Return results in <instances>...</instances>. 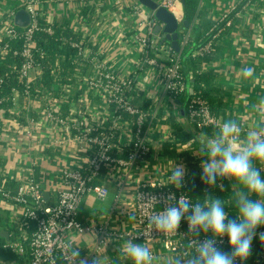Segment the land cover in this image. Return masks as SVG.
Wrapping results in <instances>:
<instances>
[{
    "label": "built area",
    "instance_id": "2783aa9c",
    "mask_svg": "<svg viewBox=\"0 0 264 264\" xmlns=\"http://www.w3.org/2000/svg\"><path fill=\"white\" fill-rule=\"evenodd\" d=\"M152 1L158 8L168 11L177 24L182 23V0ZM41 3L42 0H19L17 11L24 10L30 16L25 28L14 24L13 17L17 12L14 8L0 16V104L9 102V107L0 112V146L4 133L12 131L23 141L34 142L44 150L59 151L57 157L61 182L56 201L47 205L41 181H37L32 174L19 178L16 188L10 190L5 188L4 182L14 180V172L10 167L0 169V211L10 210L14 213L17 229L20 223L32 224L25 241L11 240L9 237L1 245L3 252L0 254V264H69L68 245L78 247L75 240L82 236L92 239L85 257L80 252V259L87 264H94L96 257L111 241L127 242L130 238L146 246H158L171 255H191L193 250L189 242L193 237L186 220L181 221L177 233L166 235L152 230L147 217L163 211L166 203H173L167 200L169 196H175L177 200L181 195L190 198L188 185L196 178L203 182L200 165L202 158H206L200 154L189 161L185 157L171 158L163 154L155 135L159 132L164 142L170 137V130L168 127L152 126L157 110L150 114L133 104L136 72L145 66L151 67L149 69L155 71L154 75H158L163 97L168 100L178 99L189 91L193 96L187 103L188 124L194 125L197 132L201 133L206 127L218 131L222 119L213 116L206 102L195 96L192 88L185 83L180 73V55L173 53L172 48L163 42L164 36L156 32V28L162 25L155 19L153 11L141 4L134 7L146 34L128 39L135 43L140 58L134 72L120 77L98 50L86 54V37L78 36L81 30L78 24L73 26L71 35L57 31L58 28H54L40 14ZM76 3L77 6L82 4ZM45 37L57 42L62 50H72L71 65L74 71L79 73L85 63L92 68V74L84 77L80 84L85 93L98 96L99 104H91L93 101L86 95L80 94L77 101L70 98L69 85L60 83L59 78L64 63L70 61L59 55L52 59L42 47ZM186 44L187 40L184 39L182 46ZM209 47L208 43L198 50V54L208 52ZM45 75L54 78L56 83L49 85ZM7 87L10 91L9 100L1 96ZM191 143L189 141L181 148L191 149ZM156 146L159 149H155ZM67 153L73 155L76 162L71 157L66 160ZM147 161L153 164L148 176H154L149 181L136 176V172ZM30 164L31 170L35 168L34 160ZM174 164H183L187 169L183 187L179 189L170 180ZM257 166L264 168V165ZM108 183L118 184L117 203L109 214L102 216V220L97 218L94 223L82 222L79 215L81 202L90 195L104 201L109 194L106 187ZM224 190V179L218 178L216 185L205 184L202 191L207 196H214L216 191ZM148 195H155L159 200L151 208L141 199V196ZM125 200L128 202L125 213L131 219L132 227L127 231H119L112 228L111 222L113 214L123 210L122 203L125 204ZM225 208L229 219L237 218L229 202L225 203ZM256 231L258 234L264 232V227ZM196 238L212 239L213 235L211 232H201ZM216 240L217 247L222 251H231L226 236ZM255 242L259 249L253 263L263 264L264 242L259 235L254 237L252 251ZM236 264H245V261L237 259Z\"/></svg>",
    "mask_w": 264,
    "mask_h": 264
},
{
    "label": "crops",
    "instance_id": "0c3cea01",
    "mask_svg": "<svg viewBox=\"0 0 264 264\" xmlns=\"http://www.w3.org/2000/svg\"><path fill=\"white\" fill-rule=\"evenodd\" d=\"M197 1L199 8L205 15L202 18L204 22L215 24V22L232 14L226 21V28H228L226 33L217 42L215 41L218 49L214 54L213 61L202 65L200 71L212 73L220 85L223 102L226 106L224 119L238 118L247 129L249 125L258 123L253 105H256L259 99L264 97V0ZM18 2L19 0H0V16L3 13H8L7 11L13 8L17 11L19 8ZM76 2L82 3L81 7L77 6L78 3ZM137 5H140L138 0H75L74 2L42 0L39 10L45 20L50 21L54 28H58L57 31H63L64 34L71 35L73 26L75 27V24H78V28L81 29L78 36L83 35L86 37V54L88 55V51L95 53L98 50L102 53V57L107 59L110 68L118 76L125 77L134 72L135 65L140 58L135 43L128 39L146 34L144 25H141V18L134 11V7ZM237 7L238 11L234 13L233 11ZM182 11L183 19L182 23L178 24L179 30L177 31L181 52L179 54L173 51V53L180 56L185 51L184 49H189V40L195 43L200 33L202 34V30L198 29L197 20H194L191 24L188 23L187 28L183 27V22L186 21L183 5ZM184 39L187 40L188 45L186 44V46H182ZM165 45L171 47L170 43L165 42ZM197 56H200L198 50H193L191 57ZM66 59H69V57L67 56ZM64 66L65 70L61 72L59 78L60 83L69 85L70 98L77 101L80 94L82 96L86 95L87 98L93 101L90 102L91 104H99L98 96L94 97L91 93H85L83 86L80 84L84 77L92 74V68L85 63L78 73L74 71L75 68L72 69L71 61L64 63ZM242 67L254 68V77L244 79L240 74ZM149 68L151 67L145 66L136 72L137 83L132 93V102L150 114L157 110L152 126L154 128L168 127L171 135L175 125L184 126L185 104L179 99L168 100L164 98L158 84V75H154L155 71ZM54 83H56L55 79L52 82L48 81L49 85ZM156 134L155 138L163 149L161 134L159 132ZM197 134L207 136L200 132H197ZM1 143L0 169L10 167L15 175L14 180L4 182V186L6 187L7 182L16 184L19 178L32 174L37 181H41L43 197L44 194L46 195L44 197L45 201L50 205L53 204L57 199L61 182L60 163L57 157L59 151H52L47 148L44 150L43 147H39L34 142L23 141L20 136L14 135L12 131L4 133ZM43 144L45 145V141H43ZM185 144L176 145L177 156L192 161L200 155L199 150L202 146L191 145V149L183 150L181 147ZM155 149H159V147L156 146ZM163 154L166 155L165 152ZM70 157L75 161V157L70 154L66 155V160H70ZM205 158L207 159L206 156ZM32 160L36 162V166L31 170L30 162ZM143 164V168H140L141 171L139 169L140 172H136V176L149 181L154 176L152 174L148 176L153 164L148 161ZM117 185L106 184L109 194L104 201H100L91 195L83 199L79 206V215L82 222L94 223L97 218L102 220V216L110 213L115 203H117ZM8 187L11 188V186ZM124 203H122L123 210L120 209L116 214L114 213L111 222L112 228L119 231H127L132 227L131 219L125 213L128 202L125 200ZM1 216L10 225L14 233L18 224L14 213L8 210L2 213ZM11 234L12 232H8V238L11 237ZM75 242L80 248L81 256L85 257L92 239L89 236H82L77 237ZM125 243L126 241H111L95 260L98 261V264L123 263L124 260L129 258L128 256L125 258L126 254L123 251ZM148 247L151 248L153 255L157 258L156 264H167L168 258L173 256L158 246Z\"/></svg>",
    "mask_w": 264,
    "mask_h": 264
},
{
    "label": "clouds",
    "instance_id": "9594fccd",
    "mask_svg": "<svg viewBox=\"0 0 264 264\" xmlns=\"http://www.w3.org/2000/svg\"><path fill=\"white\" fill-rule=\"evenodd\" d=\"M240 74L244 79H252L255 69L242 67ZM253 108L258 117V123L249 125L245 129L238 118L223 119L218 131L212 136H197L202 148L199 153L206 156L202 160V181L214 186L217 179H230L239 185L234 193L237 209L236 219H229L225 211V202L211 195L194 202L187 195L167 197L163 211L149 215L148 221L152 230L171 235L177 233L181 221L186 220L189 233L193 239L189 247L191 255H173L167 264H236L237 259L246 261L252 254L254 237L264 242V232L257 233V229L264 227V178L261 172L264 168V97L260 98ZM187 169L183 164H174L170 180L177 189L183 187ZM255 195L257 199L250 197ZM146 205L151 208L159 200L155 195L141 196ZM211 232L212 239L199 240L200 233ZM228 238L231 251L224 252L217 247L216 238ZM135 238L127 240L123 247L124 253L131 258L133 264H156L157 258L150 247L133 242ZM67 256L69 264H87L80 259L79 247L68 245ZM98 264V261H94Z\"/></svg>",
    "mask_w": 264,
    "mask_h": 264
},
{
    "label": "trees",
    "instance_id": "16d2710c",
    "mask_svg": "<svg viewBox=\"0 0 264 264\" xmlns=\"http://www.w3.org/2000/svg\"><path fill=\"white\" fill-rule=\"evenodd\" d=\"M182 5L184 9V18L186 22L191 24L194 20H197L198 29L202 30V34L200 33V36L197 38L195 43L189 40V49L187 50L184 49L185 51L181 54L180 73L183 76L187 86H190L192 88L193 94L195 96L200 97L206 102L210 110V113L213 116L219 117L223 120L225 118L226 106L223 102L221 87L215 80V77L212 73L207 71L206 72L200 71V67L204 64H209L213 61L214 54L217 52L218 49L216 42L226 33L228 29L226 28V21L228 17L232 16V14L227 16V18L225 19H221L215 22V24H210L209 22H204L202 20V18L205 15L203 11L199 8V4L197 0H182ZM236 11H238V7L233 12L235 13ZM45 38L46 39L45 42L42 43V47L50 53L52 59H55L56 58L55 56L59 55V57L68 56L69 57L68 61H72L73 59L72 50L70 49L62 50L59 44L55 42L53 39L49 37L48 38L45 37ZM208 43L210 44L208 52L204 51L200 56L191 57V53L193 50L196 49L201 50ZM165 63L167 64V62ZM64 70H65V66H64ZM45 80L52 82L54 79L52 78L50 79L49 75H45ZM9 93H10L9 87H7L1 96L2 97L5 96V98L9 100ZM192 96L193 95L189 91H187L178 97V99L182 100L185 104V109H184L186 114L185 123L184 126L175 125L173 127V132L171 133L168 140L162 143L164 145V147L162 146L163 150L165 154L168 155V157L172 158L178 155L176 153L177 144L183 145L191 141L192 142L191 145L193 146L196 145L202 146L199 143V141L194 140L195 137L199 136L197 134L196 129L194 128V125L188 124L189 119L187 117V103ZM7 107H9V102H4L0 104V112L5 110ZM1 130H2V126L0 124V132ZM215 132L216 131L212 127H206L202 130L201 133L210 137L214 135ZM261 175L262 178H264V172H262ZM203 183L204 182H201L200 178H196L193 179L188 185L187 193L190 196V198L194 200V202L202 200L205 196H207V194H204L202 191L205 188V183L204 184ZM224 185H225V190L216 191L215 192L216 194L213 197L220 198L224 200L225 203L229 202L230 208L233 209V213L236 216L237 209L233 197L239 185L236 184L235 181L227 178H224ZM8 186H11V188H9ZM5 188L14 190L16 188V184L7 182ZM250 198L253 200L257 199L255 195H252ZM46 204L49 205L47 202ZM20 224L21 226L13 233V231L10 228V225L0 215V254L1 255L3 252L1 249V245L7 241L1 235V232L3 230H7L9 233L12 232L10 237L11 240L21 239L25 241L29 237V234L32 230V224L27 222ZM258 249H259V245L257 242H255V248L252 251L250 257L245 261V264H254L253 259L255 258ZM125 258H127V255H125ZM120 264H133V261L131 260V258H127L126 260L123 261V263Z\"/></svg>",
    "mask_w": 264,
    "mask_h": 264
},
{
    "label": "water",
    "instance_id": "95a60500",
    "mask_svg": "<svg viewBox=\"0 0 264 264\" xmlns=\"http://www.w3.org/2000/svg\"><path fill=\"white\" fill-rule=\"evenodd\" d=\"M138 2L142 6L154 12L155 19L162 25V27L158 26L156 28V32H160L164 36L163 42L170 43L172 50L175 53L180 54L181 49L178 44L179 34L177 32L179 30V26L174 17L165 9L158 8L157 4L152 0H138ZM13 21L16 26L25 28L30 22V16L26 11L19 10L16 12ZM183 27H188V23L186 21L183 22ZM44 197H46L45 194ZM1 235L5 238V240L9 239L7 231H2Z\"/></svg>",
    "mask_w": 264,
    "mask_h": 264
},
{
    "label": "rangeland",
    "instance_id": "374dc122",
    "mask_svg": "<svg viewBox=\"0 0 264 264\" xmlns=\"http://www.w3.org/2000/svg\"><path fill=\"white\" fill-rule=\"evenodd\" d=\"M2 213H4V211H2V212L0 211V215H2Z\"/></svg>",
    "mask_w": 264,
    "mask_h": 264
}]
</instances>
